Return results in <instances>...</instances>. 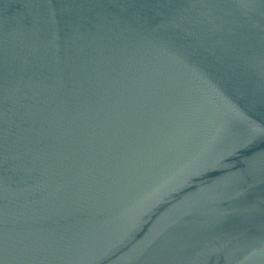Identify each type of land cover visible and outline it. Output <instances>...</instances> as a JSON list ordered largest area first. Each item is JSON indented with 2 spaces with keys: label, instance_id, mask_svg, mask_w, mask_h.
Listing matches in <instances>:
<instances>
[{
  "label": "water",
  "instance_id": "obj_1",
  "mask_svg": "<svg viewBox=\"0 0 264 264\" xmlns=\"http://www.w3.org/2000/svg\"><path fill=\"white\" fill-rule=\"evenodd\" d=\"M0 264H264V0H0Z\"/></svg>",
  "mask_w": 264,
  "mask_h": 264
}]
</instances>
